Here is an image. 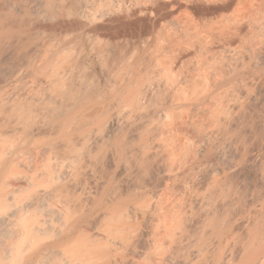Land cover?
I'll use <instances>...</instances> for the list:
<instances>
[{"label": "bare ground", "instance_id": "bare-ground-1", "mask_svg": "<svg viewBox=\"0 0 264 264\" xmlns=\"http://www.w3.org/2000/svg\"><path fill=\"white\" fill-rule=\"evenodd\" d=\"M0 264H264V0H0Z\"/></svg>", "mask_w": 264, "mask_h": 264}, {"label": "rangeland", "instance_id": "rangeland-1", "mask_svg": "<svg viewBox=\"0 0 264 264\" xmlns=\"http://www.w3.org/2000/svg\"><path fill=\"white\" fill-rule=\"evenodd\" d=\"M242 1V0H241Z\"/></svg>", "mask_w": 264, "mask_h": 264}]
</instances>
